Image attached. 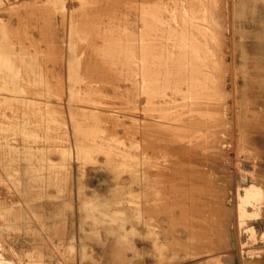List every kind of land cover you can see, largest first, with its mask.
<instances>
[{
  "label": "rangeland",
  "instance_id": "1",
  "mask_svg": "<svg viewBox=\"0 0 264 264\" xmlns=\"http://www.w3.org/2000/svg\"><path fill=\"white\" fill-rule=\"evenodd\" d=\"M21 1L0 0V17L2 18H0V44H4L1 49L5 48L8 53L6 56L9 57L11 62L14 61V64H18L20 59L24 57H26L27 64L19 69L21 71H18L14 76L0 81V253L2 254L3 252V257L6 259L10 257V260L13 259L15 264L264 263V0H193L197 1L196 4H193L195 2L191 0H185L186 2H183V0H107V2L109 1L108 7L106 6V1H101L105 5L98 2L93 5L94 8L92 7L85 16H77L80 19L73 16L74 13H72L76 4L75 0ZM29 3L32 4L29 6ZM197 3L198 8L196 7ZM112 4L114 5L111 6ZM27 5L29 8L32 7L31 9H34L36 13L46 7L47 10L49 9L50 14L52 11L54 19L47 22L46 18L41 21L36 18L38 23L36 19L33 23V19L31 20L20 12L26 11ZM34 6L35 8H33ZM110 6L111 9L109 8ZM106 7L109 9L107 10ZM188 8L190 9L188 10ZM192 8L195 9V12L191 10ZM101 9L105 10L102 12ZM109 10L114 12L115 17ZM140 10L143 12L141 13ZM198 10H203L202 12L204 13ZM197 11L201 14H198ZM94 12L96 14L99 13L96 15ZM103 16L106 19L110 17L109 22L108 20L106 22ZM95 17H97L96 20L91 21L90 18ZM152 17L154 20H152ZM76 18L79 21L81 20L82 23L77 21V25L79 23L82 29L81 27L79 29L80 25L75 29ZM179 20H181L182 24ZM114 21L115 23H113ZM140 21H146L144 22L145 25L142 23L143 28H146L145 30L151 35L144 31ZM199 21L202 25L198 23ZM42 22L43 24L46 23V25H49L50 22H54V24L52 23L47 28L42 25ZM99 22L109 27L108 30L105 29L107 27H104V25H99ZM178 22L183 25V28L185 27L184 31L187 33L192 30L191 33L193 34H190L195 40L194 46L196 47L198 44V49L196 50L199 52L200 49L201 62L196 67L195 73L199 75V79L202 81L200 85V93L202 95L200 94L198 99L194 97L196 95L191 96L192 98L190 97L191 99L194 98L195 101L189 98L190 101L188 102L189 105L191 104V108L192 106H197L191 111H189V107L185 109L182 105L179 106L185 113L191 112L189 115L193 114L191 118L194 119L192 120L197 121V125H201H198V130H200L197 133L198 137L191 138L193 140L188 143L190 145L189 149L193 146V151L194 153L196 152L194 155L196 157L195 160L191 159L194 162H191L190 158L188 159L190 162L186 158H181L182 162L178 154L172 150L169 152L171 148H177L181 143H186L187 139H183L184 136H181L182 133L179 128L176 129L177 123L179 124L178 118L181 115L179 117L175 116V119L178 120L176 121L172 119L175 113L170 114V111L165 113L158 112L159 109L162 111L163 106H166L164 104L167 103L166 100L169 96L164 95L166 94L164 92L155 94L152 90L154 91L153 88L157 80H164V78L156 77L155 80L153 79L155 83H147L149 84L148 86L145 84L146 79H150L148 77L150 74L146 71L148 66L145 67V62L151 59L150 53L148 52V55L146 52L149 51L146 46L148 45L149 47V43L154 42L153 34L155 33V29H150L149 32L147 28L149 26L147 25L150 23L156 27L161 25L167 28L168 25L172 24L179 26ZM107 23L110 24L108 25ZM38 24L41 31L43 28L47 29L46 33H44V29L42 31L45 35L39 34ZM211 25L213 26L211 27ZM31 26L32 28H30ZM34 26L38 27L34 30L35 33L32 30L35 28ZM100 26H102V31H100L101 29L97 30V28H101ZM83 27L87 33L89 29L91 30L88 37ZM193 27L195 28L192 29ZM160 28V26L157 28V33L162 32ZM77 29L81 30L82 33L84 32L86 43L92 39V45L89 46L90 50H88L89 47L87 46L91 44V40L89 41L90 43L85 44L83 38L81 39L83 34ZM93 29L96 31L93 32ZM104 30H107L108 33L110 32V35L113 33L111 39L107 32H103ZM125 31L127 33L129 31L130 34ZM77 32L81 33L78 34L81 36H78ZM120 32L123 34L121 35ZM95 33L98 36L99 33H105L104 35L100 34L102 38L99 36L101 39L104 38L105 41L99 40V38L96 39L98 36ZM118 33H120L121 37L118 36ZM34 34L36 35L34 36ZM93 34L94 36L96 35V38H93ZM114 34L118 38H115ZM144 34H147L145 40L148 42L144 40ZM30 35L32 39H30ZM129 35L132 36L130 37ZM86 38L90 39L86 40ZM106 38L110 41L106 40ZM139 38L141 39L140 41ZM151 38L153 39L152 41ZM51 41L57 44L54 50H52V46L49 48L46 46L47 43H52ZM81 41L84 42L81 44ZM77 42L79 46L76 48ZM93 42L95 43L93 44ZM99 43L104 46L101 47ZM127 43L129 46H127ZM82 45L83 48H79ZM111 45L116 48L113 47L112 49ZM73 46H75L76 51L77 49L81 50L76 52ZM105 46L107 47L105 48ZM92 47H94L93 51ZM139 48L144 54L140 52ZM144 48L145 52L143 51ZM204 48L209 49L208 51L206 49V52L203 50ZM72 50L78 56H75ZM85 50L87 53H85ZM131 51L133 54L129 55ZM101 53L106 54V57ZM114 54H116L115 57ZM109 55H111L110 59ZM97 56L98 58H94ZM140 57L141 59H139ZM143 57L145 61H143ZM118 60L120 61L118 62ZM140 60H142L144 68ZM73 62L75 65L72 64ZM104 62L108 63V66H103ZM134 62L137 65L140 64L139 67ZM29 63L31 67L28 66ZM140 66L142 67L140 68ZM26 67L28 68L25 69ZM78 67L82 68L79 69ZM136 68H143L142 71H145L144 73L147 76L144 77L145 75L141 70L137 72ZM81 69L80 74L78 70ZM96 69L98 70L95 71ZM30 70L32 71L30 72ZM72 72L74 76H72ZM86 73L88 74L86 75ZM53 74L56 76L58 74V76L56 77ZM75 74L80 75L76 77L77 75L75 76ZM23 75L29 76L28 80ZM50 75L54 77L51 78ZM168 75L167 77L171 79L172 76ZM90 76L92 79H90ZM40 77L42 78L40 79ZM71 77H76L77 82L81 79L79 81L81 86H79L80 84L78 85L79 87L76 86L79 82L75 83L74 78L72 79ZM164 77L166 78V76ZM44 78H47V81ZM169 78H166L167 82H169ZM86 84H88L87 87ZM90 84V89H92L93 84V86H97L96 90L98 89V91L94 90L95 87H93V91L88 90ZM55 86L57 89L53 91L52 87ZM50 87L52 88V93L51 89L48 90ZM101 87H103V90ZM42 89L45 91L43 92ZM74 89L77 90L78 94ZM180 89L183 93L182 88H177L178 92H174L178 93L177 96L181 94L179 93L181 92L179 91ZM80 91L86 95L84 96ZM127 91L132 96L129 94H127L129 96H126ZM138 92L141 99H139ZM142 92L144 93L142 94ZM93 96H96V100L98 99L100 103L95 101ZM130 96L133 97L135 102L133 100L131 102L132 98ZM160 96H167L164 97L167 99L165 100L163 97L162 99ZM196 101L199 102L195 103ZM88 103L90 107H88ZM92 103L97 105L94 107ZM160 103H164L163 106ZM82 105H85V107ZM101 105L103 107L99 108ZM159 105L162 107L160 108ZM99 114L101 115L99 116ZM107 114L110 117L106 116ZM84 115L86 116L82 117ZM88 116L89 118H87ZM90 116H92V119L95 117V121L90 119ZM170 121L173 122L170 123ZM159 125H161V128ZM168 126L174 127L175 130H171ZM102 127H106L107 130L103 128L106 130L104 131ZM113 127L115 136L116 134L118 135L114 137H118L121 140L118 145L117 139L113 141L114 133H110ZM154 128L156 129L155 132ZM182 128L185 129L187 127L182 126ZM152 131L153 133H150ZM170 133H172L173 138ZM176 133L178 134L176 135ZM104 135L107 138H109V135L113 137V142L110 141L111 138L107 139ZM176 136L177 139H174ZM181 137H183L182 140L178 141ZM147 139L152 143L155 142L154 140L156 142L153 145ZM164 140L166 141V148L163 145L165 143ZM176 142L180 144L176 146ZM148 144L151 147H156L157 145L159 148L157 147L158 150L154 149L155 147L149 149L148 147L150 146ZM170 146L172 147L170 148ZM165 149L168 150L166 151ZM161 150L165 152L163 153ZM151 151L154 153L153 156ZM156 152L159 154H156ZM165 153H170L167 154L170 159ZM173 155L174 157H172ZM151 157L156 158V165L152 162L154 159H151ZM165 158L169 161L164 162ZM175 158H179L178 160L181 162ZM167 164L174 172L172 169H166L168 167ZM173 165L174 167H170ZM158 167H164L165 169ZM160 178H165L162 180L166 184ZM167 178L168 180H166ZM170 179H172V186L173 184L175 187L178 185L176 188L170 186ZM166 185H168V188ZM169 188L170 190L168 191L167 189ZM176 189L182 194L187 190L188 194L184 193V195L186 194L184 196ZM248 190H250V193L247 194L245 191ZM159 191L160 193H158ZM188 195L192 197L190 200ZM194 196L195 198L193 199ZM167 197H169V201L166 199ZM182 198L192 202L181 201L183 200ZM161 199H164L165 204L161 202ZM165 199L168 203L165 202ZM178 199L180 200L179 202H177ZM153 200L158 201L154 203ZM172 201L175 203L174 205L178 204L175 206L176 210H174L175 207H173ZM180 202L183 205L179 204ZM153 203L159 205V207L164 205L166 207H163L165 208L164 211H159L158 209L162 208H157V205L155 206ZM190 205H193V209ZM196 205H198L197 207L200 210H198V213L195 212L194 215L207 217L208 214L204 215V213H208L209 208L214 209L217 214H215L216 217L211 215L208 218L210 220L213 218L215 222L218 220L220 224L223 222L222 225L226 226L224 230H226L227 236L225 235L226 239L223 241L225 245L221 241L224 246L217 245L215 247L214 243L217 240L214 242V239L210 238L209 241L211 242H209L206 240L208 238H206L202 247L203 241H200L202 243L200 244L197 243L199 241L196 238L187 237V235H190L188 230L190 228L189 225H191L190 222L197 221L194 223L200 224V221L203 222L205 220L203 217L201 220L200 217L197 216L198 218H196V216H193L194 210H197L195 209L197 207H194ZM167 206L170 210L173 209L175 214ZM148 207H151L150 213L147 210ZM189 209L192 213L188 212L190 211ZM153 210L154 212L158 210L159 214L167 211L166 215L169 214L168 216L173 214L169 217L170 220L168 219L167 221L166 218L168 216H164L165 213L159 215L154 213ZM202 211L206 212L203 213ZM180 212L182 214L185 212V214L182 215ZM179 213L181 217H178L180 216ZM187 213L190 217L186 216ZM219 213H221L220 218H218ZM148 215H151V221ZM185 216L189 218L185 220ZM152 217L158 219L154 220ZM172 217H174L173 220ZM181 218L183 220H180ZM176 219L185 223L176 222L178 221ZM153 220L155 224H153ZM186 225L188 226L186 227ZM184 226L187 228L188 234L184 232ZM250 228L253 230L251 231ZM200 248H204L203 251ZM204 250L209 253H205ZM250 252H258L261 255H255L252 258V255L249 254ZM248 258H252L255 263L253 261L252 263L246 262Z\"/></svg>",
  "mask_w": 264,
  "mask_h": 264
},
{
  "label": "bare ground",
  "instance_id": "2",
  "mask_svg": "<svg viewBox=\"0 0 264 264\" xmlns=\"http://www.w3.org/2000/svg\"><path fill=\"white\" fill-rule=\"evenodd\" d=\"M18 1V0H17ZM20 1V0H19ZM25 1V0H24ZM101 1H106L107 2V0H87V2H86V0L84 1V0H75V2H76V4L74 5V9L72 10V13H74L73 14V16H75V17H81V16H85L87 13H88V11L93 7L94 8V6L93 5H95V4H97L98 2H101ZM110 1V0H109ZM109 1L107 2V4H106V6L108 5L109 6ZM113 1V0H112ZM116 1H119V0H116ZM116 1H115V3H116ZM153 1V0H152ZM160 1V0H159ZM172 1V0H171ZM175 1V0H174ZM185 0H183V2H184ZM188 1V0H187ZM191 1H193V0H191ZM16 2V1H15ZM21 2H23V0L21 1ZM26 2H27V0H26ZM29 2V1H28ZM35 2H36V0H35ZM34 2V3H35ZM39 2V1H38ZM37 2V3H38ZM169 2V1H168ZM186 2V1H185ZM193 2H195V3H193V4H196V2L197 1H193ZM204 2V1H203ZM11 3V2H10ZM32 3H33V1H32ZM31 3V4H32ZM102 4H104L103 2H101ZM101 3H100V7H101ZM114 3V2H113ZM126 3V2H125ZM159 3V2H158ZM179 3V2H178ZM199 3V2H198ZM198 3H197V5H196V7L198 6ZM205 3V2H204ZM26 4V3H25ZM25 4H24V7H25ZM30 3H29V6L31 5ZM36 4V3H35ZM118 5H119V3H117ZM120 4H122V3H120ZM153 4V3H152ZM156 4V3H155ZM177 4V3H176ZM187 4V3H186ZM188 4H190V3H188ZM200 4H202V3H200ZM208 4H209V2H208ZM60 5V4H59ZM62 5V4H61ZM105 5V4H104ZM114 4H112L111 6H113ZM162 5V4H161ZM173 5V4H172ZM178 5V4H177ZM29 6L27 5V7L28 8H26L27 10L26 11H24V12H22V11H20L21 13H23V14H25L28 18H30L31 20L33 19L34 21H33V23L35 22V19L36 18H38L40 21L43 19V18H46L45 20H47V22H48V20L50 21L51 19H54L53 18V13H52V11H51V14L49 13L50 11H49V9L47 10L46 9V7L44 8V10L42 9V10H39V11H37V13L34 11V9H31L32 7H30L29 8ZM98 6H99V4H98ZM98 6H96V7H98ZM103 6V5H102ZM107 6V7H108ZM111 6L109 7L110 9H111ZM117 6V5H116ZM122 6H123V4H122ZM126 6H127V3H126ZM130 6V5H129ZM143 6V5H142ZM151 6V5H150ZM201 7H202V5H200ZM199 6V7H200ZM36 7H37V4H36ZM72 7V6H71ZM70 7V8H71ZM104 7V6H103ZM102 7V8H103ZM106 7V8H107ZM119 7V6H118ZM124 7V6H123ZM122 7V8H123ZM155 7V6H154ZM159 7V6H158ZM164 7V6H163ZM167 7V6H166ZM179 7V6H178ZM185 7H187V5H185ZM189 7V6H188ZM191 7H192V4H191ZM194 7H195V5H194ZM193 7V8H194ZM33 8H35V6L33 7ZM73 8V7H72ZM109 8H107V10L109 9ZM117 8V7H116ZM116 8H114V9H116ZM127 8V7H126ZM141 8V7H140ZM145 8V7H144ZM152 8V7H151ZM156 8V7H155ZM182 8V7H181ZM191 9V10H194L193 12H195V9ZM198 8V7H197ZM203 8V7H202ZM119 9V8H118ZM165 9V8H164ZM190 8H188V10H189ZM200 9V8H199ZM102 10V9H101ZM103 10H105V9H103ZM103 10H102V12H103ZM112 10H113V8H112ZM117 10V9H116ZM145 10V9H144ZM149 10V9H148ZM152 10V9H151ZM174 10V9H173ZM190 10V11H191ZM197 10V9H196ZM207 10V9H206ZM92 11H93V9H92ZM96 11V10H95ZM100 11V10H99ZM109 11H111V10H109ZM124 11V10H123ZM141 11V10H140ZM190 11H188V12H190ZM198 11H201V10H198ZM197 11V12H198ZM203 11V10H202ZM201 11V12H202ZM97 12V11H96ZM96 12H94L95 14H96ZM125 12V11H124ZM143 11H141V13H142ZM146 12V11H145ZM161 12V11H160ZM168 12V11H167ZM179 12H180V10H179ZM5 13V12H4ZM99 13V12H98ZM97 13V14H98ZM111 13H113V17H115L114 15V12H112L111 11ZM110 13V14H111ZM116 13V12H115ZM140 13V12H139ZM151 13V12H150ZM176 13V12H175ZM200 12H198V14H199ZM202 13H204V12H202ZM3 14V13H2ZM1 14V15H2ZM39 15L38 17L37 16H35V15ZM93 14V13H92ZM96 14V15H97ZM103 14H105V13H103ZM107 14H109V13H107ZM154 14V13H153ZM192 14V13H191ZM197 14V15H198ZM201 14V13H200ZM7 15V14H6ZM22 15V14H21ZM89 15H90V13H89ZM141 15V14H140ZM178 15H179V13H178ZM193 15H195V14H193ZM50 16V17H49ZM91 16V15H90ZM93 16V15H92ZM100 16H101V13H100ZM107 16V15H106ZM130 16V15H129ZM157 16V15H156ZM180 16V15H179ZM182 16V15H181ZM201 16V15H200ZM3 17V16H2ZM6 17V16H5ZM5 17H3V18H5ZM68 17V16H67ZM74 17V18H75ZM77 17V18H78ZM97 17H99V16H97ZM97 17H95V18H90L91 19V21H93L94 19L96 20V18ZM105 16H103V18H104ZM109 17V16H108ZM116 17H117V14H116ZM178 17V16H177ZM1 18V17H0ZM7 18V17H6ZM13 18H15V17H13ZM13 18H11V19H13ZM23 18V17H22ZM77 18L75 19L76 20V25H77V21H79V20H77ZM100 18V17H99ZM155 18V17H154ZM158 18V17H157ZM183 18V17H182ZM188 18V17H187ZM192 18V17H191ZM193 18H195V17H193ZM2 19V18H1ZM67 19V18H66ZM78 19H80V18H78ZM82 19V18H81ZM102 19V18H101ZM105 19H106V17H105ZM104 19V20H105ZM109 19H110V17H109ZM109 19H106V22H107V20H108V22H109ZM142 19H143V16H142ZM162 19V18H161ZM179 19H181V17H179ZM16 20V19H15ZM24 20V19H23ZM37 20V19H36ZM84 20V19H83ZM100 20V19H99ZM148 20V19H147ZM152 20H154L153 19V17H152ZM160 20V19H159ZM159 20H157V21H159ZM184 20H185V18H184ZM188 20H190V19H188ZM197 20V19H196ZM201 20V19H200ZM4 21H6V20H4ZM13 21H14V19H13ZM12 21V22H13ZM39 21V22H40ZM53 21V20H52ZM98 21V20H97ZM113 21V20H112ZM136 21V20H135ZM178 21V20H177ZM180 22H181V20H179ZM198 21V20H197ZM14 22H16V21H14ZM14 22H13V24H14ZM24 22H26V21H24ZM57 22V21H56ZM67 22V21H66ZM75 22V21H74ZM79 22H81V20L79 21ZM84 22V21H83ZM96 22V21H95ZM102 22H104V21H102ZM102 22H101V24H102ZM125 22V21H124ZM123 22V23H124ZM139 22V21H138ZM144 22H146V21H144ZM144 22L143 21H140V23H141V25H142V23H143V25H145L144 24ZM150 22H154V21H150ZM180 22H178L179 24H180ZM187 22V21H186ZM190 22V24H192L191 23V21H189ZM216 22V21H215ZM214 22V23H215ZM30 23H31V21H30ZM37 23H38V20H37ZM53 24H54V22H52ZM51 22L49 23V25H46V23L45 24H43V22H42V25H44V27L46 26L47 28L52 24ZM62 23V22H61ZM82 23V22H81ZM113 23H115V21L113 22ZM112 23V24H113ZM120 23H122V22H120ZM162 23V22H161ZM198 23H200V21L198 22ZM41 24V23H40ZM98 24V23H97ZM100 24V22H99V25H101ZM108 25L110 24V23H107ZM160 24V23H159ZM181 24H182V22H181ZM177 25V26H174L173 24L172 25H168L167 26V28H166V26H161V25H159L161 28V33H157L156 31H157V28H159V26H154V24H150L149 23V25H147V26H149V27H147L148 28V31L151 29V30H154L155 31V33L153 34V37H154V42H151V43H149L150 45H149V47H148V45L146 46V44H145V46L147 47V48H149V51H146L147 53L149 52L150 53V56H151V59H149V61L147 62H145L146 63V65H145V67L146 66H148L147 67V69H146V71H147V73H149L150 75L148 76V77H150V79L148 78V79H146V81H145V84H147V83H150V82H154L155 83V81H153V79L155 80V78L156 77H158V78H160V77H162L161 79H163L164 78V80H157V82L155 83V87L154 86H152V87H154L153 89H154V91L152 90V92L153 93H166V94H164V95H167V96H169V97H167V96H164V97H167L166 99L163 97V96H160L161 98L163 97L165 100H166V102H164L163 100H161V99H158V100H160L161 102L163 101L164 103H166V104H164V105H166V106H163V104L162 103H160V104H162V106L164 107V108H162V111H160L161 109H159V111L158 112H160V113H165V112H169L170 111V114L172 113H175V115L173 116L174 118H172V119H175L176 117H179L180 115V118H178V120H176V121H178L179 122V124L177 123V128L176 129H180V131H181V136L183 135L184 136V138L183 137H181V139L179 138V140L178 141H181L182 140V138L183 139H187L186 140V143L184 142V144L183 143H177L176 142V146H177V144H180V145H178L177 146V148H175L174 146V148H171L172 146H170V151L169 152H171V150L174 152V153H176V154H178L179 156H180V160H181V158H183V159H187V161H188V159L190 158V160L193 158L194 160H195V158L196 157H194V155L196 154V152L194 153V151H193V146L189 149V141L190 140H193V139H191V138H195V137H198V135H197V133L200 131V130H198L199 128H198V125H200V124H198L197 125V121H195V120H192V119H194V118H191L192 116H193V114L192 115H189L191 112H189L188 114L187 113H185L184 111H183V109H181V108H179V106L180 105H182L183 107H185V109H186V107L188 108L189 107V111H191V110H193V108L195 109L197 106L195 105V107L194 106H192V108H191V104L189 105V102L188 101H190V99L192 98L191 96H193V95H196V96H194V97H197V99H198V97H200L199 95L201 94L202 95V93H200V91H201V89H200V85L202 84V81L199 79V75H196V73H195V70H196V67H198V65H199V63L201 62V58H200V55H199V52H200V49H199V52L196 50V49H198V44H197V48L194 46V42H195V40L192 38V35L191 34H193V33H191L192 32V30L190 31V33H187L186 31H184V29H185V27L183 28V25ZM184 24V23H183ZM189 24V23H188ZM189 24V25H190ZM201 24V23H200ZM210 24V23H209ZM212 24V23H211ZM16 25V24H15ZM26 25V24H25ZM67 25V24H66ZM75 25V24H74ZM74 26L75 27V29L80 25L79 23H78V25L77 26ZM98 25V26H99ZM102 25H104V24H102ZM116 25V24H115ZM114 25V26H115ZM139 25V24H138ZM142 25V28L144 27ZM193 25V24H192ZM202 25V24H201ZM14 26V25H13ZM21 26V25H20ZM38 27H39V34L40 35H45V34H43V29H42V31H41V28H40V26H39V24L37 25ZM111 26V25H110ZM113 26V25H112ZM181 26V27H180ZM186 26V25H185ZM200 26V25H199ZM207 26V25H206ZM213 25H211V27H212ZM35 27V26H34ZM33 27V28H34ZM38 27H35L34 29H32L33 30V32L35 33V29H37ZM41 27H43V26H41ZM80 27H81V29H82V26L80 25L79 26V29H80ZM86 27V26H85ZM101 28H97V30L98 29H101L100 31H102V26H100ZM104 27H107V26H105L104 25ZM117 27V26H116ZM127 27V26H126ZM162 27H165V28H162ZM192 27V26H191ZM203 27V26H202ZM218 27V26H217ZM29 28V27H28ZM30 28H32V26L30 27ZM87 28V27H86ZM91 28V27H90ZM94 28V27H93ZM108 28L109 27H107V28H105V29H107L108 30ZM118 28V27H117ZM125 28V27H124ZM195 27H193L192 29H194ZM205 28V27H204ZM23 29V28H22ZM79 29H77V31H81V30H79ZM85 28L83 27V30H84ZM112 29V28H111ZM122 29V28H121ZM139 29V28H138ZM144 29V28H143ZM146 29V28H145ZM144 29V31H146ZM159 29V30H160ZM215 29V28H214ZM26 30V29H25ZM47 29L45 28L44 29V33H46L45 31H46ZM88 30V29H87ZM107 30H104L103 32H107ZM196 30V29H195ZM198 30V29H197ZM37 31V32H38ZM76 31V30H75ZM85 31V34H87V37H88V34H89V32L91 31L90 29H89V31H88V33H87V31L86 30H84ZM96 31V30H95ZM94 31V29H93V32H95ZM114 31H115V29H114ZM118 31H119V29H118ZM122 31V30H121ZM140 31H143V30H140ZM139 31V32H140ZM16 32V31H15ZM27 32V31H26ZM32 32V33H33ZM92 32V33H93ZM99 32V31H98ZM126 33H127V31H125ZM138 32V33H139ZM147 32V31H146ZM150 32V31H149ZM196 32H200V31H196ZM81 33H82V31H81ZM81 33H78L77 32V35L78 34H81ZM108 33V32H107ZM115 33H116V31H115ZM121 33V32H120ZM120 33H118L119 35L118 36H120L121 37V35L123 34V33H121V35H120ZM126 33H124V34H126ZM128 33H129V31H128ZM127 33V34H128ZM152 33V32H151ZM37 34V33H36ZM36 34H34V36L36 35ZM83 34V37H81V39L83 38V40L85 41V39H84V37H86V36H84V32L82 33ZM96 34V33H95ZM100 34L101 33H99V36H100ZM103 34V33H102ZM101 34V35H102ZM105 34V33H104ZM103 34V35H104ZM109 35H110V32L108 33ZM108 34H107V38H108ZM130 34V33H129ZM147 34H149V35H151L150 33H148L147 32ZM146 34V35H147ZM195 34V33H194ZM27 35H29V34H27ZM90 35H91V33H90ZM97 36H98V34H96ZM95 35V36H96ZM112 35H113V33H112ZM112 35H110V39H111V36ZM138 35V34H137ZM145 34H144V40H145V36H146ZM24 37H25V35H23ZM33 36V35H32ZM33 36V37H34ZM78 36H81V35H78ZM94 36V34H93V38H96ZM97 37L96 39H98L99 38V40L102 38V36H100V37ZM114 36H115V34H114ZM124 36V35H123ZM122 36V37H123ZM130 36V35H129ZM132 36V35H131ZM130 36V37H131ZM140 36V35H139ZM138 36V37H139ZM161 36H162V39L160 40V38H161ZM200 36V35H199ZM41 37V36H40ZM92 37V36H91ZM90 37V38H91ZM106 37V36H105ZM117 37V35L115 36V38ZM130 37H129V39H130ZM158 37H160V38H158ZM197 38H198V36H196ZM37 38V37H36ZM89 38V39H90ZM106 38V40H109V39H107ZM114 38V37H113ZM118 38V37H117ZM124 38V37H123ZM134 38V37H133ZM132 38V39H133ZM141 38H143V37H141ZM146 38H147V36H146ZM149 38H150V36H149ZM148 38V39H149ZM194 38H195V36H194ZM30 39H32L31 38V35H30ZM89 39H87L86 38V40H89ZM127 40H128V38H126ZM132 39H131V42L133 43V41H132ZM199 39L201 40V38L199 37ZM91 40V41H90ZM89 41L91 42V44L89 45L88 44V42L86 43V41L84 42V41H81V44H82V42H84L85 44H88V46L87 47H89V46H91L92 45V39H90ZM101 40H104V38L103 39H101ZM122 40V39H121ZM124 40V39H123ZM135 40V39H134ZM141 39L139 38V41H140ZM153 39L151 38V41H152ZM198 40V39H197ZM36 41V40H35ZM79 41V40H78ZM97 41V40H96ZM95 41V42H96ZM105 41V40H104ZM110 41V40H109ZM115 41V40H114ZM119 41V40H118ZM142 41H143V39H142ZM145 41H147V40H145ZM204 41V40H203ZM52 43H47L46 44V46L49 48V47H51L52 48V50H54V48L57 46V44H56V42H54V41H51ZM61 42V41H60ZM76 42V41H75ZM89 42V43H90ZM95 42H93V44L95 43ZM122 43H123V41H121ZM128 42H130V41H128ZM135 42V41H134ZM148 42V41H147ZM146 42V43H147ZM200 42V41H199ZM202 42V41H201ZM58 43V42H57ZM98 43V42H97ZM102 43V42H101ZM107 43H108V41H107ZM112 43V42H111ZM198 43V42H197ZM56 44V45H55ZM78 44V42L76 43V45ZM80 44V45H81ZM103 44H105L104 42H103ZM124 44H126V43H124ZM128 44V43H127ZM148 44V43H147ZM208 44V43H207ZM4 44H0V81L2 80V79H5V78H9L10 76H14L15 74H17V72L18 71H21V70H19V69H21L25 64H26V57H24V58H22V59H20V61H19V63L18 64H14L13 62H11L10 60H9V57H7L6 56V54H8L7 53V51H5V48H2L1 49V47L3 46ZM27 45V44H26ZM75 45V46H76ZM84 45V44H83ZM83 45H82V47L80 46L79 48H83ZM99 45L101 46V44L99 43ZM99 45H97V47H99ZM142 45L144 46V44L142 43ZM60 46V45H59ZM75 46H73L74 48L73 49H75V51H76V48L79 46V45H77L76 46V48H75ZM96 46V45H95ZM104 46V45H103ZM103 46H101V47H103ZM108 46V45H107ZM107 46H105V48L107 47ZM117 46V45H116ZM127 46H129V44L127 45ZM135 46V45H134ZM141 46V45H140ZM143 46H141V47H143ZM205 46V45H204ZM61 47V46H60ZM109 47V46H108ZM111 47H112V45H111ZM114 48H116L115 46H113ZM113 47H112V49H113ZM140 47V48H141ZM201 47V46H200ZM206 47V46H205ZM93 48L94 47H92V51H93ZM130 49H131V47H129ZM128 48V49H129ZM135 48H136V46H135ZM139 48V50H140V52H142L141 51V49ZM203 48V47H202ZM85 49H86V46H85ZM108 49V48H107ZM111 49V48H110ZM118 49V48H117ZM138 49V48H137ZM207 49V48H206ZM206 49L204 48L203 50H205L206 51ZM209 49V48H208ZM208 49H207V51H208ZM8 50H9V48H8ZM80 51L81 49H77V51ZM88 50H90V47L88 48ZM96 50V49H95ZM94 50V51H95ZM100 50V49H99ZM98 50V51H99ZM123 50V49H122ZM148 50V49H147ZM31 51V50H30ZM66 51V50H65ZM70 51V50H69ZM73 51V50H72ZM75 51H73L74 52V55L75 56H78L77 54H76V52ZM82 51H83V49H82ZM81 51V52H82ZM101 51H102V49H101ZM100 51V52H101ZM132 51H134L133 49H132ZM132 51H131V53L129 54V55H131V54H133L132 53ZM144 52H145V48H144V50H143ZM206 51V52H207ZM32 52V51H31ZM95 52H97V51H95ZM99 52V53H100ZM106 52V51H105ZM108 52V51H107ZM121 52V51H120ZM122 52H124V51H122ZM127 52V51H126ZM137 52V51H136ZM198 52V53H197ZM85 53H87V51L85 50ZM89 53H91V52H89ZM98 53V52H97ZM108 53H110V52H108ZM128 53V52H127ZM135 53V52H134ZM143 53V52H142ZM149 53H148V55H149ZM94 54V53H93ZM93 54H91V55H93ZM101 54H103V53H101ZM112 54H113V52H112ZM124 54V53H123ZM137 54V53H136ZM141 54V53H140ZM144 54V53H143ZM208 54V53H207ZM100 55V54H99ZM104 55V54H103ZM106 55V54H105ZM104 55V57H106ZM108 55V54H107ZM115 55L116 54H114V57H115ZM82 56V55H81ZM85 56V55H84ZM83 56V57H84ZM89 56V55H88ZM102 56V55H101ZM110 57H109V59L111 58V55H109ZM124 56H125V54H124ZM135 57H136V55H134ZM140 56V55H139ZM138 56V57H139ZM145 56H147V55H145ZM80 57V56H79ZM103 57V58H104ZM113 57V56H112ZM123 57V56H122ZM127 57H128V55H127ZM132 57V56H131ZM137 57V58H138ZM142 57V56H141ZM141 57L139 58V59H141ZM76 58V57H75ZM94 58H98V56L97 57H94ZM129 58H130V56H129ZM134 58V57H133ZM136 58V59H137ZM144 58V57H143ZM83 60H84V58H82ZM89 59H91V58H89ZM106 59V58H105ZM113 59V58H112ZM117 59V58H116ZM127 59V58H126ZM138 59V60H139ZM123 60V59H122ZM128 60V59H127ZM133 60H135V59H133ZM29 61H31V60H29ZM100 61V60H99ZM111 61V60H110ZM120 60H118V62H119ZM123 61H125V60H123ZM142 60H140V62H141ZM143 61H145V58H144V60ZM78 62H80V61H78ZM82 62V61H81ZM105 62H107V61H105ZM104 62V64H103V66L104 65H107L106 63ZM112 62V61H111ZM111 62H110V64H111ZM28 63V62H27ZM60 63V62H59ZM70 63V62H69ZM90 63V62H89ZM88 63V64H89ZM97 63V62H96ZM114 63V62H113ZM134 63H136V62H134ZM142 63V66H143V62H141ZM72 64H74V62L72 63ZM92 64V63H91ZM99 64V63H98ZM131 64H133V63H131ZM27 65V64H26ZM25 65V66H26ZM59 65H61V64H59ZM75 65V64H74ZM100 65V64H99ZM114 65V64H113ZM122 65H123V63H122ZM121 65V66H122ZM136 65H137V63H136ZM139 65L140 64H138L137 65V67H139ZM24 66V67H25ZM28 66H30L31 67V65H30V63H29V65ZM33 66V65H32ZM35 66V65H34ZM69 66H73V65H69ZM77 66V65H76ZM75 66V67H76ZM82 66V65H81ZM85 66V65H84ZM83 66V67H84ZM94 66V65H93ZM108 66V65H107ZM124 66V65H123ZM142 66H140V68L142 67ZM40 67V66H39ZM87 67H88V65H87ZM86 67V68H87ZM133 67H134V65H133ZM132 67V68H133ZM28 67H26L25 69H27ZM34 68V67H33ZM41 68V67H40ZM79 68V67H78ZM80 68H82V67H80ZM79 68V69H80ZM90 68V67H89ZM92 68H94V67H92ZM126 68V67H125ZM143 68H144V66H143ZM143 68L142 69H137V72H138V70L140 71L141 70V72L142 73H144L142 70H143ZM30 69V68H29ZM28 69V70H29ZM35 69V68H34ZM91 69V68H90ZM89 69V70H90ZM95 69V68H94ZM100 69V68H99ZM130 69H131V67H130ZM193 69V70H192ZM33 70V69H32ZM32 70H30V72L32 71ZM71 70V69H70ZM98 69H96L95 71H97ZM122 70H123V68H122ZM127 70H129V69H127ZM41 71V70H40ZM73 71V70H72ZM79 72H80V74H81V71H82V69L81 70H78ZM102 71V70H101ZM124 71V70H123ZM194 71V72H193ZM22 72H23V70H22ZM21 72V73H22ZM34 72V71H33ZM83 72H84V70H83ZM82 72V73H83ZM86 72H87V70H86ZM92 72V71H91ZM94 72V71H93ZM99 72V71H98ZM131 72V71H130ZM134 72H136V71H134ZM141 72H139V73H141ZM29 73V72H28ZM45 73V72H44ZM50 73V72H49ZM49 73H48V75H49ZM59 73V72H58ZM90 73V72H89ZM100 73V72H99ZM102 73V72H101ZM141 73V74H142ZM23 74V73H22ZM22 74H20V76H22ZM34 74V73H33ZM47 74V73H46ZM65 74H66V72H65ZM72 74H73V72H72ZM80 74H75V76L76 77H78ZM84 74V73H83ZM88 73H86V75H87ZM98 74V73H97ZM168 74H170V77H171V79L169 78V77H167V76H169ZM28 75H30V74H28ZM43 75H45V74H43ZM53 75H55V74H53ZM60 75V74H59ZM135 75H137V74H135ZM145 75V76H144ZM144 77H146L147 76V74H145L144 73ZM23 76H25V75H23ZM34 76V75H33ZM51 76V75H50ZM56 76V75H55ZM57 76H58V74H57ZM56 76V77H57ZM70 76V75H69ZM72 76H74V74L72 75ZM95 76H96V74H95ZM104 76H106V75H104ZM132 76H133V74H132ZM140 77H142L141 75H139ZM164 76H166V78L168 79L169 78V82H167L166 80V78L164 77ZM26 77V79L27 78H29V76L27 77V76H25ZM25 77H23V78H25ZM35 77V76H34ZM45 77V76H44ZM54 76H51V78H53ZM76 77H71L73 80H75L74 82L76 83L77 82V79H76ZM81 77V76H80ZM79 77V78H80ZM84 77V76H83ZM91 77V76H90ZM136 77V76H135ZM39 78V77H38ZM42 77H40V79H41ZM50 77H49V79H51ZM70 78V79H71ZM85 78H86V76H85ZM113 78V77H112ZM137 78V77H136ZM143 78V77H142ZM20 79V78H19ZM45 79V78H44ZM47 79V78H46ZM45 79V80H46ZM48 79V80H49ZM55 79V78H54ZM69 79V80H70ZM71 79V80H72ZM81 79H82V77H81ZM81 79H79L78 80V82L79 81H81ZM87 79V78H86ZM90 79H92V77L90 78ZM89 79V80H90ZM100 79V78H99ZM133 79V78H132ZM28 80V79H27ZM44 80V81H45ZM52 80V79H51ZM70 80V81H71ZM137 80V79H136ZM152 80V81H151ZM12 81H14V80H12ZM43 81V80H42ZM47 81V80H46ZM50 81V80H49ZM53 81H55V80H53ZM52 81V82H53ZM66 81V80H65ZM96 81V80H95ZM127 81V80H126ZM51 82V83H52ZM77 82V83H78ZM84 82H88V81H84ZM83 82V83H84ZM94 82V81H93ZM92 82V83H93ZM110 82H112V81H110ZM123 82V81H122ZM129 82H130V80H129ZM134 82V81H133ZM137 82V81H136ZM135 82V83H136ZM50 83V84H51ZM56 83V82H55ZM70 83V82H69ZM72 83H73V81H72ZM82 83V84H83ZM91 83V82H90ZM138 83V82H137ZM151 83V84H152ZM8 84V83H7ZM47 84H49V83H47ZM54 84V83H53ZM71 84V83H70ZM80 84V82L76 85V84H74V85H76V86H78ZM93 84H95V83H93ZM93 84H92V89H90L89 87L91 86V84L88 86V90L90 89L91 91H93V87H95V86H93ZM110 84H112V83H110ZM118 84V83H117ZM124 84V83H123ZM134 84V83H133ZM140 84V83H139ZM156 84H157V87H156ZM73 85V84H72ZM84 85V84H83ZM87 85L88 84H86V87H87ZM109 85V84H108ZM113 85V84H112ZM125 85V84H124ZM149 84H147V86H148ZM153 85V84H152ZM41 86V85H40ZM43 86V85H42ZM48 86V85H47ZM79 86H81V84L79 85ZM78 86V87H79ZM85 86V85H84ZM84 86H82V87H84ZM141 86V85H140ZM140 86H139V88H140ZM144 86V85H143ZM72 87H75V86H72ZM53 88V91L55 90V89H57L56 88V86L55 87H52ZM52 88L50 87V88H48V90L49 89H51V93H52ZM76 88V87H75ZM81 88V87H80ZM96 88H97V86L95 87V89L94 90H96ZM102 88V90H103V87H101ZM155 88H157V89H155ZM179 89V88H182V90H183V93H182V91H181V89L179 90V91H181V92H179V93H181V94H179L180 96H177V94L176 93H174V92H178L176 89ZM32 89V88H31ZM119 89H121V88H119ZM141 89V88H140ZM140 89H139V91H140ZM176 91H175V90ZM200 89V90H199ZM75 90V89H74ZM77 90H78V88H77ZM77 90H75L76 91V93H77ZM101 90V91H102ZM112 90V89H111ZM116 90V89H115ZM135 90V89H134ZM137 90H138V88H137ZM141 90H143V88L141 89ZM145 90H147V89H145ZM174 90V91H173ZM203 90V89H202ZM42 91H43V89H42ZM45 91V90H44ZM43 91V92H44ZM86 91V90H85ZM96 91H98V89L96 90ZM119 91V90H118ZM131 91V90H130ZM136 91V90H135ZM135 91H133V92H135ZM144 91V90H143ZM87 92V91H86ZM95 92V91H94ZM106 92V91H105ZM141 92V91H140ZM48 93V92H47ZM75 93V94H76ZM80 93H82L81 91H80ZM87 93H89V92H87ZM98 93V92H97ZM100 93H102V92H100ZM119 93V92H118ZM125 93V92H124ZM131 93V92H130ZM139 93V92H138ZM144 92H142V94H143ZM148 93V92H147ZM146 93V94H147ZM56 94V93H55ZM74 94V95H75ZM78 94V93H77ZM77 94H76V97H77ZM82 94H84V93H82ZM96 94V93H95ZM106 94V93H105ZM107 94H108V92H107ZM109 94H111V93H109ZM127 94H129L128 93V91H127V93H126V96H129V95H131L132 96V94H129V95H127ZM134 94V93H133ZM86 94H84V96H85ZM90 95V94H89ZM97 95H99V94H97ZM145 95V94H144ZM158 95V94H157ZM72 96H73V94H72ZM78 96H80V97H83V96H81V95H78ZM87 96H88V94H87ZM92 96V95H91ZM130 96V97H131ZM134 96H135V94H134ZM152 96H153V94H152ZM151 96V97H152ZM159 96V95H158ZM75 97V96H74ZM94 97V96H93ZM96 97V96H95ZM94 97V99H95V101H98V99L96 100V98ZM139 97H140V93H139ZM145 97V96H144ZM146 97H147V95H146ZM159 97V98H160ZM191 97V98H190ZM78 98V97H77ZM77 98H75V99H77ZM90 98V97H89ZM97 98H99V97H97ZM132 98V99H131ZM130 99H131V102H132V100H133V97H131ZM156 98V97H155ZM155 98H153V99H155ZM162 98V99H163ZM190 98V99H189ZM71 99V98H70ZM87 99V98H86ZM127 99V98H126ZM139 99H141V97L139 98ZM196 99V100H197ZM200 99V98H199ZM192 101L194 100L195 101V99L193 98V99H191ZM75 101H77V100H75ZM79 101H81L80 99H79ZM94 101V102H95ZM134 101V100H133ZM155 101H157V100H155ZM43 102H44V100H43ZM46 102V101H45ZM88 102V101H87ZM86 102V103H87ZM91 102V101H90ZM99 102V101H98ZM128 102V101H127ZM135 102V101H134ZM152 102V101H151ZM154 102V101H153ZM197 102H199V101H196L195 103H197ZM64 103V102H63ZM74 103V102H73ZM100 103V102H99ZM123 103H125V102H123ZM150 103V102H149ZM158 103V102H157ZM193 103V102H192ZM194 103V104H195ZM70 104H72L71 102H70ZM75 104V103H74ZM168 104V105H167ZM62 105V104H61ZM76 105V104H75ZM90 104L88 103V107H90L89 106ZM92 105L95 107L96 105L94 104V103H92ZM91 105V106H92ZM40 106V105H39ZM38 106V107H39ZM83 106V105H82ZM92 106V107H93ZM154 106V105H153ZM160 106V108L162 107L161 105H159ZM158 106V107H159ZM207 106V105H206ZM41 107V106H40ZM40 107H39V109H40ZM83 107H85V105L83 106ZM86 107H87V105H86ZM91 107V108H92ZM97 107H99V106H97ZM103 106L101 105L99 108H102ZM150 107V106H149ZM156 107V106H155ZM204 107V106H203ZM210 107V106H209ZM109 108V107H108ZM132 108V107H131ZM206 108V107H205ZM41 109H43V107H41ZM97 109V108H96ZM106 109V108H105ZM104 109V110H105ZM112 109V108H111ZM114 109V108H113ZM154 109V108H153ZM200 109H203V108H200ZM50 110V109H49ZM48 110V111H49ZM196 110H198V109H196ZM204 110V109H203ZM30 111H32V110H30ZM44 111V110H43ZM47 111V110H46ZM94 111V110H93ZM101 111V110H100ZM106 111H107V109H106ZM109 111H111V110H109ZM202 111V110H201ZM82 112V111H81ZM98 112V111H97ZM104 113H105V111H103ZM102 112V113H103ZM111 112H113V111H111ZM151 112V111H150ZM82 113H85V112H82ZM98 113H100V112H98ZM101 113V114H102ZM133 113V112H132ZM86 114V113H85ZM89 114V113H88ZM90 114H92V113H90ZM101 114H99V116L101 115ZM106 114V113H105ZM104 114V115H105ZM111 114H113V113H111ZM169 114V115H170ZM196 114V113H195ZM87 115V114H86ZM86 115H84V116H82V117H85ZM94 115V114H93ZM96 115V114H95ZM94 115V116H95ZM162 115V114H161ZM163 115H165V114H163ZM168 115V114H167ZM74 116V115H73ZM97 116V115H96ZM103 116V115H102ZM101 116V117H102ZM106 116H108V117H110L108 114L106 115ZM113 117H114V115H112ZM152 116V115H151ZM166 116V115H165ZM176 116V117H175ZM198 116V115H197ZM200 116H202V115H200ZM92 116H90V119H92L91 118ZM163 117V116H162ZM169 117H171V116H169ZM182 117V118H181ZM210 117V116H209ZM208 117V118H209ZM87 118H89V116L87 117ZM95 118V117H94ZM93 118V119H94ZM105 118V117H104ZM168 118V117H167ZM197 118V117H196ZM195 118V119H196ZM207 118V117H206ZM215 118V117H214ZM38 119V118H37ZM84 119V118H83ZM89 119V120H90ZM92 119V120H93ZM97 119H99L100 120V118L99 117H97ZM117 119V118H116ZM131 119V118H130ZM165 119V118H164ZM169 119V118H168ZM167 119V120H168ZM172 119H170V120H172ZM181 119V120H180ZM210 119H211V117H210ZM91 120V121H92ZM102 121H103V119H101ZM109 120V119H108ZM108 120H106V121H108ZM111 120V119H110ZM166 120V121H167ZM197 120V119H196ZM93 121H95V119L93 120ZM102 121H101V123H102ZM111 121H113V120H111ZM111 121H109V122H111ZM115 121V120H114ZM158 121V120H157ZM162 121V120H161ZM160 121V122H161ZM169 121V120H168ZM175 121V122H176ZM200 121V120H199ZM108 122V123H109ZM173 122V121H172ZM171 121H170V123H172ZM79 123V122H78ZM88 123V122H87ZM114 123H116V122H114ZM156 123V122H155ZM107 124V123H106ZM159 124V123H158ZM166 124V123H165ZM168 124V123H167ZM175 124V123H174ZM83 125H84V123H83ZM82 125V126H83ZM100 125V124H99ZM151 125V124H150ZM162 125V124H161ZM161 125H159V127L161 126ZM164 125V124H163ZM169 125V124H168ZM102 126V125H101ZM101 126H99V127H101ZM103 126H105V125H103ZM107 126V125H106ZM117 126V125H116ZM166 126V125H165ZM174 126V125H173ZM182 126L183 127H187V128H185V129H183L182 128ZM201 126V125H200ZM85 127V126H84ZM110 127V126H109ZM158 127V128H159ZM164 127V126H163ZM169 127V126H168ZM196 127V128H195ZM92 128V127H91ZM103 128H106V127H102V129ZM117 129H118V126L116 127ZM115 128V129H116ZM157 128V129H158ZM161 128V127H160ZM169 128H171V127H169ZM173 128V129H172ZM171 128V130H175V128L174 127H172ZM90 129V128H89ZM96 129V128H95ZM94 129V130H95ZM110 129V128H109ZM113 129H114V127L112 128V131L110 132V133H112L113 132ZM116 129V130H117ZM91 130V129H90ZM104 130V129H103ZM106 130H107V128H106ZM106 130H104V131H106ZM151 130V129H150ZM155 128H154V132H155ZM160 130V129H159ZM159 130H157V131H159ZM81 131V130H80ZM96 131V130H95ZM115 131V130H114ZM162 132V131H161ZM161 132H159V133H161ZM166 132V131H165ZM82 133V132H81ZM91 133V132H90ZM110 133H106V134H110ZM114 133V132H113ZM112 133V134H113ZM147 133H149V132H147ZM150 133H153V131L152 132H150ZM173 133V132H172ZM172 133H170L171 134V136H172ZM103 134H104V132H103ZM105 134V135H106ZM111 134V135H112ZM174 134V133H173ZM178 133H176V135H177ZM101 135V134H100ZM104 135V136H105ZM148 135H150V134H148ZM153 135H155V134H153ZM153 135H152V137H153ZM160 135H162V134H160ZM106 136H108V135H106ZM105 136V137H106ZM115 136V133H114V135H113V137ZM116 136H118L117 134H116ZM115 136V137H116ZM156 136H157V134H156ZM165 136V135H164ZM169 136V135H168ZM171 136H169V137H171ZM113 137H110V135H109V138H111V140L110 141H112V138ZM113 138V141L115 140V139H117V141H118V143H117V145L119 144V142L121 141V140H119L118 139V137L117 138ZM149 137H151V136H149ZM159 137V136H158ZM107 138V137H106ZM109 138H107V139H109ZM148 138V137H147ZM154 138V137H153ZM161 138V137H160ZM164 138V137H163ZM172 138H173V136H172ZM171 138V140H173L174 141V139H177V136H176V138L174 137V139H172ZM201 138V137H200ZM149 139V138H148ZM147 139V140H148ZM151 139V138H150ZM167 138H165V140H166ZM199 139V138H198ZM158 140V139H157ZM163 140V139H162ZM164 140V141H165ZM170 140V141H171ZM112 141V142H113ZM149 141V140H148ZM152 141V140H151ZM155 142H156V140H154ZM153 141V142H154ZM158 141H160V140H158ZM167 141H168V139H167ZM177 141V140H176ZM150 142V141H149ZM148 142V143H149ZM154 142V143H155ZM163 142V141H162ZM162 142H160V144H162ZM152 142H150V144H151ZM154 143H152L153 145H154ZM159 143V142H158ZM171 143H173V142H171ZM206 143V142H205ZM114 144V143H113ZM157 144V143H156ZM159 144V145H160ZM166 144V141H165V143L163 144V145H165ZM174 144V143H173ZM185 144H188V145H185ZM149 145V144H148ZM158 145V144H157ZM156 145V147L154 148L153 146L151 147L150 145V147H148L149 149L150 148H154V149H156V150H158L157 149V146ZM121 146H122V144H121ZM162 146V145H161ZM166 146L167 145H165V147L164 148H166ZM168 147H169V145H168ZM159 148V147H158ZM153 149V150H154ZM152 150V149H151ZM155 150V151H156ZM164 150V149H163ZM163 150H161V151H163ZM166 150V149H165ZM168 150V149H167ZM166 150V151H167ZM154 151V152H155ZM153 151H151V155L153 156V154L154 153H152ZM159 152V151H158ZM165 151H163V153H164ZM172 152V153H173ZM76 153V152H75ZM78 153V152H77ZM162 153V152H161ZM171 153V154H172ZM173 153V154H174ZM215 152H214V150H213V154H214ZM156 154H159V153H157L156 152ZM166 154V156H167V154H170V153H165ZM175 154V155H176ZM164 155V154H163ZM77 156V155H76ZM80 156V155H79ZM154 156H156V155H154ZM160 156V155H159ZM178 156V157H179ZM78 157V156H77ZM157 157V156H156ZM160 157H162V156H160ZM159 157V158H160ZM164 157H165V155H164ZM168 157V156H167ZM166 157V158H167ZM172 157H174V155L172 156ZM176 157V156H175ZM149 158H150V156H149ZM153 157H151V159H152ZM165 158V159H166ZM81 159V158H80ZM154 159V158H153ZM168 159H170V156L168 157ZM175 159H177V158H175ZM179 159V158H178ZM177 159V160H178ZM155 160H156V158L154 159V161H152V162H154L155 163ZM157 160H159V159H157ZM161 160V159H160ZM180 160H178V161H180ZM190 160L188 161V162H190ZM209 160V159H208ZM167 161V159L164 161V162H166ZM169 161V160H168ZM167 161V162H168ZM182 161V160H181ZM180 161V162H181ZM217 161H219V160H217ZM152 162H151V164H152ZM172 162V161H171ZM175 162H177V161H175ZM183 162V161H182ZM188 162H187V164H188ZM191 162H194V161H192L191 160ZM173 163V162H172ZM179 163V162H178ZM216 163V162H215ZM160 164V163H159ZM161 164H163L162 162H161ZM169 164H170V162H169ZM174 164V163H173ZM155 165H156V163H155ZM165 165H166V163H165ZM172 165V164H171ZM178 165H180V164H178ZM189 165V164H188ZM161 166H163V165H161ZM167 166H168V164H167ZM184 166V165H183ZM170 167H174V165L173 166H170ZM176 167V166H175ZM178 167V166H177ZM186 167H187V165H186ZM156 168V167H155ZM158 168H164V167H158ZM180 168H182V167H180ZM165 169V168H164ZM163 169V170H164ZM166 169H170L169 168V166L168 167H166ZM172 169V168H171ZM170 169V170H171ZM174 169H176V168H174ZM184 169V168H183ZM216 169V168H215ZM161 170V169H160ZM173 170V169H172ZM179 170V169H178ZM162 171V170H161ZM169 171V170H168ZM181 171H182V169H181ZM173 172H174V170H173ZM176 172V171H175ZM178 172V171H177ZM158 174V173H157ZM159 174H161V173H159ZM156 175V174H155ZM159 176V175H158ZM163 176V175H162ZM161 177V176H160ZM164 177V176H163ZM172 177H174V176H172ZM153 178H156V177H153ZM159 178V177H158ZM161 179V178H160ZM162 179H165V178H162ZM161 179V181H163ZM156 180V179H155ZM166 180H168V178L166 179ZM170 180H171V182H170ZM169 180V184H170V186H172L171 185V183H172V179H170ZM176 180V179H175ZM154 181V180H153ZM163 182H165V181H163ZM174 182H176V181H174ZM182 183V182H181ZM186 183V182H185ZM154 184V183H153ZM158 184V183H157ZM156 184V185H157ZM164 184H166V182L164 183ZM175 184H177V183H175ZM164 186V185H163ZM167 186V188H168V185H166ZM169 186V187H170ZM178 185H176V187H177ZM154 187H156V186H154ZM172 187H175L174 186V184H173V186ZM175 187V188H176ZM171 188V187H170ZM170 188L169 189H167L168 191L170 190ZM174 188V189H175ZM191 188V187H190ZM202 188V187H201ZM260 188V187H259ZM173 189V188H172ZM177 191H178V189H176ZM175 190V191H176ZM180 190V189H179ZM198 190V189H197ZM171 191H174V190H171ZM176 191V192H177ZM180 191H183V190H180ZM187 190H185V192H183V194L182 193H180L179 191V193L180 194H182V195H184V193H186V194H188L187 192H186ZM247 194L248 193H250V190H248V191H245ZM158 193H160V191L158 192ZM167 193V192H166ZM169 194H170V192H169ZM168 194V195H169ZM185 194V195H186ZM167 195V196H168ZM184 195V196H185ZM183 196V197H184ZM166 197V196H165ZM170 197V196H169ZM169 197H167L166 199L168 200L169 199ZM182 197V196H181ZM180 197V198H181ZM188 197H189V195H188ZM185 198V197H184ZM190 198H192L191 196L189 197V200H190ZM195 198V196L193 197V199ZM165 199V200H166ZM175 199V198H174ZM183 199V198H182ZM162 200V199H161ZM160 200V201H161ZM165 201V202H167L168 203V201ZM176 200V199H175ZM184 200H187L188 201V199H183V200H181V201H184ZM156 201H158V200H156ZM155 200H153V202L155 203L156 202ZM180 200L178 199V201L177 202H179ZM194 201V200H193ZM163 204H165L164 203V199L161 201ZM161 202H158V203H161ZM175 202V201H174ZM176 202V203H177ZM189 202V201H188ZM190 202H192V201H190ZM189 202V203H190ZM153 203V205H157V204H154ZM161 203V205H163ZM167 203H166V205H167ZM196 203V202H195ZM175 203H173V201H172V205H174ZM179 204H181V202L179 203ZM171 205V206H172ZM176 205H178V204H176ZM176 205H174L173 207H175ZM181 205H183V204H181ZM184 205H185V203H184ZM154 206V208H156ZM165 206V205H164ZM163 206V207H164ZM170 206V207H171ZM191 206V208H192V206L193 205H190ZM190 206H189V208H190ZM198 205H196V206H194V207H197ZM152 207V206H151ZM150 207V208H151ZM159 207V205H157V208ZM162 206L161 207H159V208H162V209H158L159 211H161V210H163L164 211V209L165 208H163ZM166 207V206H165ZM173 207H171V208H173ZM179 207H180V205H179ZM178 207V208H179ZM181 207H183V206H181ZM187 207V206H186ZM149 208V207H148ZM147 208V210H149V213H150V208L148 209ZM167 208L169 209V207L167 206ZM199 207H197V208H195V209H197L196 211L194 210V212H193V216H196V215H194V213L196 212V213H198V210H200V209H198ZM153 209V208H152ZM177 208L175 207L174 208V210H176ZM183 209H184V207H183ZM182 209V210H183ZM193 209V208H192ZM144 210V209H143ZM146 210V211H147ZM155 211L154 212V210H153V212L154 213H158L159 214V211ZM167 210V209H166ZM170 210V209H169ZM179 210H180V208H179ZM178 210V211H179ZM181 210V211H182ZM186 210H187V208H186ZM190 210V209H189ZM152 211V210H151ZM170 211H172L173 212V209L172 210H170ZM169 212V211H168ZM183 212V211H182ZM182 212H180L181 214H182ZM188 212H191V210L190 211H188ZM203 213L204 212H206V211H202ZM208 213H204V215L205 214H208L207 215V217L205 218V217H203V216H201L200 217V215L198 216V217H200V219L203 217L205 220L203 221V222H201L200 221V224H198V223H194V222H197V221H192V222H190L191 223V225H189V223H187L188 225H189V231L191 232H189V236L187 235V237H190V236H192L193 238H191V239H194V238H196L197 239V241H199V242H197V243H200V244H202L201 242L203 241V245H202V247L204 246V244H205V242H204V239H206V238H208V239H206V240H210V238H213L214 239V242L217 240V242H215L214 243V245H215V247L217 246V245H223V244H221V241H222V243H224L223 241H224V239H226L225 238V235L227 236V234H226V230H224V228L226 227H224V225H222V223L220 224L219 223V221L217 220V222H215L214 221V219L212 218V220H210V218H208V217H210L211 215L212 216H215V214H216V212H214V209H210L209 208V210L207 211ZM231 212V211H230ZM141 213H142V211H141ZM148 213V212H147ZM148 213V214H149ZM165 213V212H164ZM163 213V214H164ZM166 213H167V211H166ZM166 213L164 214V216L166 215ZM174 214H175V212H173ZM172 213V214H173ZM178 213V212H177ZM179 213V214H180ZM192 213V212H191ZM233 213V212H232ZM231 213V214H232ZM145 214V213H144ZM152 214V213H151ZM160 214L161 215H163L161 212H160ZM159 214V215H160ZM172 214H170V216L172 215ZM178 214V215H179ZM181 214H180V216H178V217H181ZM183 214H185V212L183 213ZM182 214V215H183ZM200 214V213H199ZM155 216H156V214H154ZM154 215H153V217H154ZM158 215V216H159ZM169 215V214H168ZM168 215H166V217L168 216ZM192 215V214H191ZM202 215V214H201ZM217 215V214H216ZM147 216V215H146ZM151 216V215H150ZM150 216L148 215V217L150 218ZM170 216H168V218H166L167 219V221H168V219H169V217ZM174 216H176V215H174ZM186 216H189V214L187 213V215ZM185 216V220H187L188 218ZM196 216V218H198ZM234 216V215H233ZM148 217H146V218H148ZM152 217V218H153ZM160 217V216H159ZM216 217V216H215ZM221 217V213H219V215H218V218H220ZM223 217V216H222ZM148 218V219H149ZM176 218V217H175ZM154 219V218H153ZM156 219V218H155ZM154 219V220H155ZM158 219V218H157ZM156 219V220H157ZM174 219V217H172V220ZM192 219V218H191ZM154 220H153V224H155L154 223ZM170 220V219H169ZM176 220H178V221H176V222H180V223H185V222H181L180 220H183V218H181L180 220L179 219H176ZM190 220V219H189ZM197 220V219H196ZM199 220V219H198ZM202 220V219H201ZM150 221H151V218H150ZM155 222H157V221H155ZM170 222H173V221H170ZM189 222V221H188ZM199 222V221H198ZM148 223H150V222H148ZM182 224V225H183ZM188 225H186V227L188 226ZM242 225V224H241ZM154 226V225H153ZM158 227V226H157ZM185 226H184V232H186V234H188V230L186 231V228ZM195 229V230H194ZM251 229V231L253 230L252 228H250ZM186 236V235H185ZM185 239V238H184ZM190 239V238H189ZM212 239V240H213ZM188 240V239H187ZM190 241H192V240H190ZM201 241V242H200ZM188 242V241H187ZM196 242V241H195ZM209 242H211V241H209ZM226 242V241H225ZM2 243V242H1ZM190 243V242H189ZM196 243V244H197ZM192 244V243H191ZM190 244V245H191ZM207 244H208V242H207ZM198 245V244H197ZM210 245V244H209ZM224 245H225V243H224ZM223 245V246H224ZM1 246V245H0ZM196 246V245H195ZM212 246V245H211ZM210 246V247H211ZM201 247V246H200ZM201 247V248H202ZM219 247V246H218ZM200 248V249H201ZM205 248V247H204ZM203 248V249H204ZM199 249V248H198ZM203 249H201L202 251H203ZM201 251V252H202ZM206 251H208L207 249H206ZM1 252V251H0ZM204 252H205V250H204ZM205 253H209V252H205ZM204 253V254H205ZM2 254H3V252H2ZM1 253H0V264H15L14 263V260L12 261V260H10V257H9V259L7 258H5V257H3L4 255H2ZM250 255H252V258H253V256H259V255H261L260 253H258V252H250L249 253ZM7 256H8V254H7ZM252 258H248V260L246 261V262H250V263H252V261H253V259ZM218 259V258H217ZM231 262V261H230ZM254 262V261H253ZM238 263V262H237ZM255 263V262H254ZM232 264V263H231ZM244 264V263H243ZM255 264H257V263H255ZM262 264H264V263H262Z\"/></svg>",
  "mask_w": 264,
  "mask_h": 264
}]
</instances>
